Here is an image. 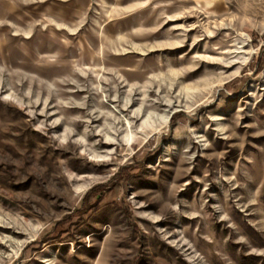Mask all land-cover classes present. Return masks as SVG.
Segmentation results:
<instances>
[{
  "label": "rangeland",
  "instance_id": "rangeland-1",
  "mask_svg": "<svg viewBox=\"0 0 264 264\" xmlns=\"http://www.w3.org/2000/svg\"><path fill=\"white\" fill-rule=\"evenodd\" d=\"M264 0H0V264H264Z\"/></svg>",
  "mask_w": 264,
  "mask_h": 264
},
{
  "label": "trees",
  "instance_id": "trees-1",
  "mask_svg": "<svg viewBox=\"0 0 264 264\" xmlns=\"http://www.w3.org/2000/svg\"><path fill=\"white\" fill-rule=\"evenodd\" d=\"M262 56H264V53L262 52V54H261ZM262 63H264V58L262 59V61H261Z\"/></svg>",
  "mask_w": 264,
  "mask_h": 264
}]
</instances>
